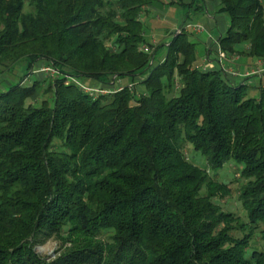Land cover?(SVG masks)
<instances>
[{
	"label": "trees",
	"instance_id": "1",
	"mask_svg": "<svg viewBox=\"0 0 264 264\" xmlns=\"http://www.w3.org/2000/svg\"><path fill=\"white\" fill-rule=\"evenodd\" d=\"M154 1L0 0V77L22 75L0 87V264H264V72L197 66L184 26L204 0H176L183 20L152 44ZM217 1L213 44L264 69V0ZM229 166L240 215L216 203Z\"/></svg>",
	"mask_w": 264,
	"mask_h": 264
},
{
	"label": "rangeland",
	"instance_id": "2",
	"mask_svg": "<svg viewBox=\"0 0 264 264\" xmlns=\"http://www.w3.org/2000/svg\"><path fill=\"white\" fill-rule=\"evenodd\" d=\"M178 1V0H177ZM176 0H155L154 3L152 4V9L150 12H148L145 15H142V20L144 23V31H145V36L146 39L148 40L150 37L154 39V41H159V40H164L165 42L170 39V34L167 36L165 35L166 31H171L172 29L176 28V24L180 23V20L183 18L185 15V10L182 11V9L176 4ZM168 2L173 4H168ZM226 18V17H225ZM176 20L177 23H173V21L170 20ZM190 19H192L190 17ZM192 21V20H191ZM179 26V25H178ZM198 29H195V32L197 33ZM151 39V38H150ZM217 45L212 44V46L209 48V52L211 51V54L213 55L212 57H216V52L217 51ZM201 48L200 46L197 47V52L198 50L200 51ZM202 52V51H200ZM198 57V56H197ZM217 58V57H216ZM232 60H236L237 56H232ZM220 67L222 68L221 64H219ZM224 68V67H223ZM39 69L41 70L42 67L39 66ZM226 69V68H225ZM227 70V69H226ZM264 69H253L247 71L245 74H243V77H249V76H258L261 75L264 71ZM230 69L228 70V72ZM20 69L16 68L15 72L12 76L8 75H3L0 77V87H1V82L3 84L6 83H12L15 79L18 77H22L21 74H19ZM48 73V70H43L36 72L35 76L37 79H42L43 74ZM235 73V72H234ZM257 80V79H256ZM254 84V83H253ZM88 86V85H87ZM254 88V86H253ZM250 90V96L251 97H256L258 96L257 90L253 89ZM93 89H96L95 87ZM184 154L186 157L191 158L193 162L199 167H204L205 166V159L199 155L198 153H191V148H188L187 146L184 147L183 150ZM235 174V169L234 167H226L224 170H221L218 172V176L212 177L213 179L218 180L219 182L225 183L229 190H230V196L224 199H217L216 203L219 205V207L229 213H233L235 215H240L241 214V209L239 206V203L237 201V190H238V183H236L235 179L237 175ZM234 178V179H233ZM261 241L259 239H256V246L257 248H260ZM60 248V243L55 240V239H50L47 241L45 244L41 246L35 247V251L37 254H39L41 257L46 258L47 262L52 261L55 259V257L58 255V249Z\"/></svg>",
	"mask_w": 264,
	"mask_h": 264
},
{
	"label": "crops",
	"instance_id": "3",
	"mask_svg": "<svg viewBox=\"0 0 264 264\" xmlns=\"http://www.w3.org/2000/svg\"><path fill=\"white\" fill-rule=\"evenodd\" d=\"M181 1L183 4L188 5L192 0ZM203 4L204 11L202 12V14L191 15L192 21L187 20V23L184 26V29H186V31H188V33L191 35V40L196 43V48L198 46L201 47L199 49L202 52H200L199 50L197 52V66L209 70H215L216 68L220 67L219 64H221V66L224 67V69L226 68L227 70H231L232 68L234 69L235 66L240 74L239 76H243V74H245L249 70L258 68L261 69V63H251L250 61L242 57H239L234 61L226 60L221 62L215 61L212 58L207 59L206 52L209 51V48L213 43L216 42L218 37L225 33L227 28V19L219 13L220 6L217 0H204ZM180 8L182 9V11L184 10L182 7ZM181 20H183V18ZM170 21H173V23H177L176 20L171 19ZM176 25V28L172 29L171 31H166L165 35L168 36L169 34L174 33L177 30L179 24L177 23ZM195 29H198L197 33L195 32ZM256 79L255 81L259 80V78ZM87 85L89 87H97V85L92 82H88ZM135 91L137 92V94H143L144 89L142 86L136 85Z\"/></svg>",
	"mask_w": 264,
	"mask_h": 264
},
{
	"label": "built area",
	"instance_id": "4",
	"mask_svg": "<svg viewBox=\"0 0 264 264\" xmlns=\"http://www.w3.org/2000/svg\"><path fill=\"white\" fill-rule=\"evenodd\" d=\"M151 43L152 44H155V41L153 38H151ZM218 48V47H217ZM141 51L145 54H150L151 53V49L148 47V46H142L141 47ZM216 57L218 59V62H221V61H226V57L224 54H222L219 49H217L216 51ZM233 58H230L229 60L227 61H233L232 60ZM223 68V67H222ZM227 74H229L231 77H236L237 76V73H234L232 70H230L228 72V70L226 71ZM81 89L84 90L87 94H89L90 96H95L96 94H99V95H107V94H111V93H115V92H118L121 90V85L119 82H116L112 85V88L111 89H93L89 86H82L80 85Z\"/></svg>",
	"mask_w": 264,
	"mask_h": 264
}]
</instances>
